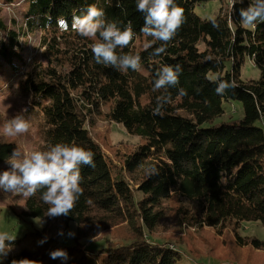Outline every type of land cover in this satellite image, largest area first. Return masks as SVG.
<instances>
[{
    "label": "trees",
    "instance_id": "trees-1",
    "mask_svg": "<svg viewBox=\"0 0 264 264\" xmlns=\"http://www.w3.org/2000/svg\"><path fill=\"white\" fill-rule=\"evenodd\" d=\"M209 1L213 0H176L185 10L186 21L166 52L152 56L157 43L137 53L150 73L147 80L152 87L159 69L177 64L183 68L179 85L169 89L173 99L163 115H153L160 95L149 105H141L140 98L148 86L136 81L137 71L121 72L97 64L90 47L94 41L80 36L71 27L74 14L82 15L95 4L105 11L109 21L117 22L121 28L132 22L136 35L122 51L135 54L134 44L143 35L144 25V15L137 11L136 0H25L23 22L18 29L9 28L0 20L5 31V39L0 42V59L16 72L19 70L13 60L26 61L20 38L43 29L54 32L55 37L46 43L47 64H38L35 72L23 81L24 89L44 112L45 150L57 143H75L94 153L95 167L81 166L84 193L69 216H46L48 205L40 200V192L26 198L20 218L47 221L42 229L31 231L38 241L48 237L41 245L48 251L44 257L53 250L64 249L69 255L64 264H183L181 253L148 237L118 246L107 241L105 247L89 241L85 251L76 250L80 239L96 237L123 222L124 203L152 232L162 218L157 202L172 192L200 200L203 205L197 220L200 226L220 228L233 222L238 231L241 224L249 221L264 225V23L242 26L240 9L247 8L252 0L235 3L230 0L231 9L220 10L214 17L220 23L218 30L210 22L213 18H202L196 12L197 7ZM60 17L68 22L66 30L57 25ZM247 59L260 68L259 79L242 78V66ZM219 80H234L237 87L217 95ZM180 88L187 94L179 95ZM230 101L242 104V116L213 124L225 112L223 102ZM107 103L111 106L106 116L142 139L132 152L124 155L119 169L111 167L90 131L95 117L102 114ZM12 151L11 144L1 145L0 159L6 160ZM152 157L160 159L158 174L135 179L136 185L132 186L125 172L134 174ZM95 207L103 215L92 216ZM186 214L180 213L182 222H188ZM53 219L64 228V235L56 243L50 230L52 223H48ZM69 232L75 236L69 237ZM236 235L240 245L264 248V238ZM19 241L12 242V246ZM20 259L37 260V257L21 251L0 258V264ZM58 261L59 258L47 257L48 264H59Z\"/></svg>",
    "mask_w": 264,
    "mask_h": 264
},
{
    "label": "rangeland",
    "instance_id": "rangeland-1",
    "mask_svg": "<svg viewBox=\"0 0 264 264\" xmlns=\"http://www.w3.org/2000/svg\"><path fill=\"white\" fill-rule=\"evenodd\" d=\"M25 0H15L8 2L0 0V20L3 24L12 29H18L22 25V13L24 11ZM230 0H213L205 5L196 8V12L202 18H214L220 10L226 12L232 7ZM221 8V9H220ZM250 27V26H249ZM21 36H24L22 34ZM53 37L54 32L50 29H43L33 33H28L26 37H21V50L26 60L23 63L15 58L13 63L19 71H15L0 59V147L3 144H11L13 149L19 146L24 151L31 153L34 150H45L47 124L42 108L32 99V94L26 91L23 86L25 77L35 72L38 64L44 66L48 62L47 44ZM5 39V31L0 27V42ZM60 40V38H58ZM148 37L139 36L134 44L135 54L144 50V44L148 42ZM142 65V64H141ZM242 78L259 79L261 70L250 59H247L242 66ZM150 73L145 66L138 71L136 81H143L146 91L140 98L142 106L149 105L156 96L161 95L160 91H153L149 78ZM44 103H42L43 105ZM111 104L107 103L102 107V114L95 117V124L90 127L91 135L101 146L107 161L112 168H121L123 157L136 148L142 139L136 135L129 134L126 129L118 123L111 121L106 114ZM25 118L30 121L31 128L26 134L16 137H5L3 135V125L5 122L23 109ZM224 113L217 117L213 124L227 121L232 118H240L243 114L242 104L239 101L223 102ZM186 114L184 110L178 111ZM6 160L0 159V172L9 169ZM162 161V158H161ZM160 164V159L152 157L138 167L134 174L125 172V177L136 185L135 179L146 177L148 170ZM26 198L13 196L0 191V231H6L11 236L20 240L16 246H12L9 254L21 251H28L37 257L38 264H48L46 249L44 250L38 240L33 237L31 231L42 229L47 221L42 218L25 220L19 214L25 209ZM157 207L162 212V218L152 232L145 227L140 217L133 213L129 204L124 203L126 219L123 222L103 230L96 237L90 239H80L76 243L77 251H85L89 241L96 245L105 247L107 241L113 246L126 244L138 238L150 239L160 245H167L184 256L183 264H223L225 262L237 264H264V248L258 249L251 244L240 245L237 241V233L242 236L264 238V225L257 221H249L241 224L236 231L233 222L220 228L198 225V217L203 211V205L198 199H188L178 193L172 192L169 196L161 198L157 202ZM180 213H187L188 222H182ZM103 215L96 207L92 209V216ZM51 220V234L55 238V243L60 242L62 237L58 233L64 228L57 222ZM147 235V236H146ZM149 235V236H148ZM63 241V240H62ZM67 241V240H66ZM71 241H69L70 243ZM67 243V244H69ZM71 244V243H70ZM75 247V245L73 244ZM43 260H38L39 257ZM104 254L102 257H105ZM67 261V260H66ZM65 260L59 259V264H64Z\"/></svg>",
    "mask_w": 264,
    "mask_h": 264
},
{
    "label": "clouds",
    "instance_id": "clouds-1",
    "mask_svg": "<svg viewBox=\"0 0 264 264\" xmlns=\"http://www.w3.org/2000/svg\"><path fill=\"white\" fill-rule=\"evenodd\" d=\"M136 8L144 15L141 32L145 37H151V40L144 44L145 50L159 43L151 55L159 56L165 53L186 21L184 8L178 6L176 0H136ZM239 15L240 23L244 27H255L257 23H264V0H252L247 8L240 9ZM210 22L219 30L220 23L216 18ZM57 25L66 30L68 22L60 17L57 18ZM71 27L80 36L94 41L90 47L97 64L110 66L121 72H127L129 69L137 72L141 70V56L122 51L130 45L136 35L131 21L121 28L117 22L106 18L103 9L93 4L84 14L73 15ZM182 71L183 68L179 64L166 65L157 71L153 91L163 92L157 98L153 115H163L165 107L172 103L173 97L169 89L179 85ZM216 83L217 95H223L227 90L237 87L234 80H219ZM178 94L187 93L180 88ZM26 111V108L23 109L5 122L3 125L5 137L21 136L30 131L31 123L23 115ZM6 163L10 167L0 172V191L22 198H31L40 192V200L48 205L45 215L51 218L69 216L74 211L84 193L81 166L95 167L94 153L75 143H57L48 146L46 150H34L31 153L17 146ZM148 174H158L157 168L152 166ZM58 235H64L63 230ZM68 236L74 237L75 233L69 232ZM15 239L16 237L8 232L0 231V258L7 257ZM47 239L45 236L38 243L42 245ZM49 255L51 259L59 258L66 261L69 258L68 252L64 249L53 250ZM12 264L38 262L20 259L13 260Z\"/></svg>",
    "mask_w": 264,
    "mask_h": 264
}]
</instances>
